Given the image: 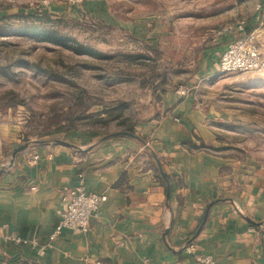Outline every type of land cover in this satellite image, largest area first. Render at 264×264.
Instances as JSON below:
<instances>
[{
	"label": "rangeland",
	"instance_id": "1",
	"mask_svg": "<svg viewBox=\"0 0 264 264\" xmlns=\"http://www.w3.org/2000/svg\"><path fill=\"white\" fill-rule=\"evenodd\" d=\"M69 1L0 0L6 159L75 132L135 130L180 95L216 117L225 145L201 148L264 171V69L220 68L225 44L244 31L264 53V0H102L89 12ZM240 23L243 32L229 29Z\"/></svg>",
	"mask_w": 264,
	"mask_h": 264
},
{
	"label": "crops",
	"instance_id": "2",
	"mask_svg": "<svg viewBox=\"0 0 264 264\" xmlns=\"http://www.w3.org/2000/svg\"><path fill=\"white\" fill-rule=\"evenodd\" d=\"M79 2L62 5L89 12L102 0ZM163 103L159 116L136 126V136L75 132L6 159L10 139L0 133V264H194L198 256L264 264V171L201 148L225 144L212 126L215 115L193 97ZM80 180L108 197L87 232L63 231L44 255L5 238L47 242Z\"/></svg>",
	"mask_w": 264,
	"mask_h": 264
},
{
	"label": "built area",
	"instance_id": "3",
	"mask_svg": "<svg viewBox=\"0 0 264 264\" xmlns=\"http://www.w3.org/2000/svg\"><path fill=\"white\" fill-rule=\"evenodd\" d=\"M82 1V0H75ZM244 23H240L229 29L244 31ZM220 68L223 72L237 70H261L264 69V53L253 34L242 33V36L230 42L223 51L220 59ZM181 94H186L182 90ZM37 156L34 157V159ZM105 194H93L87 190L83 180L69 191V199L66 208L61 212L59 222L56 224L49 239L45 243H40L35 238L27 239L19 236L4 235L6 239L16 243L27 244L32 247L38 255H44L46 250L51 247L52 242L65 230L87 232L90 221L98 215L101 206L107 201ZM5 225L0 224V234ZM187 253L192 254L193 245L185 247ZM194 264H214L211 256H198Z\"/></svg>",
	"mask_w": 264,
	"mask_h": 264
},
{
	"label": "water",
	"instance_id": "4",
	"mask_svg": "<svg viewBox=\"0 0 264 264\" xmlns=\"http://www.w3.org/2000/svg\"><path fill=\"white\" fill-rule=\"evenodd\" d=\"M119 135H131V136H136L135 134H133V133H131V132H128V131H118V132H114V133H111V134L106 135L105 138H108V137H111V136H119ZM16 152H17V151L14 152L13 156L16 155ZM206 218H207V215L205 216V219H204L203 222H205Z\"/></svg>",
	"mask_w": 264,
	"mask_h": 264
},
{
	"label": "trees",
	"instance_id": "5",
	"mask_svg": "<svg viewBox=\"0 0 264 264\" xmlns=\"http://www.w3.org/2000/svg\"><path fill=\"white\" fill-rule=\"evenodd\" d=\"M51 16V15H50ZM246 33V32H245ZM247 33H250V30L247 31ZM126 131L131 132V133H135V130L128 128Z\"/></svg>",
	"mask_w": 264,
	"mask_h": 264
}]
</instances>
